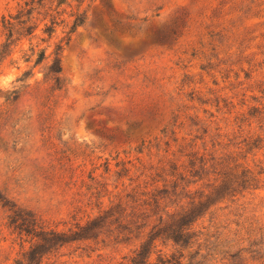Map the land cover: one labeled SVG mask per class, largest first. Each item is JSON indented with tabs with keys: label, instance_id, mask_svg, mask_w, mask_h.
I'll use <instances>...</instances> for the list:
<instances>
[{
	"label": "rangeland",
	"instance_id": "obj_1",
	"mask_svg": "<svg viewBox=\"0 0 264 264\" xmlns=\"http://www.w3.org/2000/svg\"><path fill=\"white\" fill-rule=\"evenodd\" d=\"M230 169L253 180L210 195ZM198 204L181 241L151 239ZM140 246L264 264V0H0V264Z\"/></svg>",
	"mask_w": 264,
	"mask_h": 264
},
{
	"label": "trees",
	"instance_id": "obj_2",
	"mask_svg": "<svg viewBox=\"0 0 264 264\" xmlns=\"http://www.w3.org/2000/svg\"><path fill=\"white\" fill-rule=\"evenodd\" d=\"M76 22H78L77 19L73 25V28L78 26V24ZM79 23H82V21ZM157 37L160 40L167 38V36H162L161 38L159 36H157ZM60 70H61L60 61L57 60L53 64V66L50 68V71H49L51 73V76H53V79L56 83L59 82L58 74L60 73ZM238 179H240V181L242 183H247L249 181L251 182L253 180L248 171H241L240 173H238L236 169H230L228 173L224 174L221 183L218 185L216 190H214V192L210 193V195H214V197H217V196H222V195L226 194L227 192L234 191V188L236 187V185H238V182H237ZM243 179H245V180H243ZM201 206H202L201 204H198V206L190 209L189 211L175 216L173 219L174 221L171 220V221H173L172 223H170L164 227L158 228L151 235V239L154 240L157 237H159L160 235H164L165 233L170 232V236H168L169 239H171L175 243L181 241L182 238L187 236L188 231L190 230V227H191L190 225H192L191 223L194 222V221H190V220L194 216H196L195 213L198 210V208H200ZM113 208H116V207L115 206L112 207L110 210H108L106 212V214H109L111 211H113ZM101 218L102 217H100L99 219H101ZM105 218L99 220V222L106 220ZM90 225H93V222H91ZM88 226L85 227V229H87ZM27 233H28V231H27ZM61 237H63V236H61ZM56 239H57V242L58 241L61 242V245L63 243H66V241L62 240V238H56ZM81 239H84V237L82 235L76 233V234L72 235V239L70 241L81 240ZM34 253H35V251H32L31 254H34ZM143 253H144V246H140V248L138 250L134 251V253H133L134 256H132L130 258L129 264H140V260L142 259ZM147 259H148V256H147ZM166 263L169 264L170 262L166 261Z\"/></svg>",
	"mask_w": 264,
	"mask_h": 264
}]
</instances>
